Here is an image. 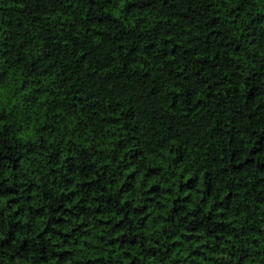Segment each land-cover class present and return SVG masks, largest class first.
<instances>
[{"label": "trees", "instance_id": "trees-1", "mask_svg": "<svg viewBox=\"0 0 264 264\" xmlns=\"http://www.w3.org/2000/svg\"><path fill=\"white\" fill-rule=\"evenodd\" d=\"M0 264H264V0H0Z\"/></svg>", "mask_w": 264, "mask_h": 264}]
</instances>
